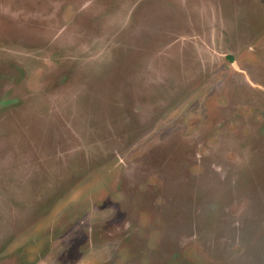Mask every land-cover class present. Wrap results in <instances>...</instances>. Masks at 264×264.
<instances>
[{
    "label": "rangeland",
    "instance_id": "1",
    "mask_svg": "<svg viewBox=\"0 0 264 264\" xmlns=\"http://www.w3.org/2000/svg\"><path fill=\"white\" fill-rule=\"evenodd\" d=\"M0 264H264V0H0Z\"/></svg>",
    "mask_w": 264,
    "mask_h": 264
}]
</instances>
